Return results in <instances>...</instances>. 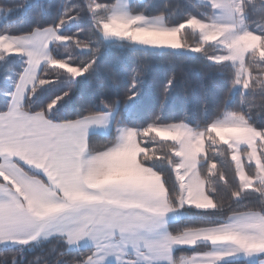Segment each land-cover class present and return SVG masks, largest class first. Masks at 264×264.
I'll use <instances>...</instances> for the list:
<instances>
[{"label": "trees", "instance_id": "1", "mask_svg": "<svg viewBox=\"0 0 264 264\" xmlns=\"http://www.w3.org/2000/svg\"><path fill=\"white\" fill-rule=\"evenodd\" d=\"M240 1L247 30L262 37L264 48V0ZM115 2L0 0V36H23L51 27L59 36L67 38L51 44L49 61L41 66L34 86L25 97L23 110L43 113L53 122L115 112L108 135H89L88 152L98 153L113 146L116 126L136 131L142 148L139 163L158 174L169 206L181 209L184 214L168 224L171 236L190 229L222 225L235 213L253 211L264 218L262 184L255 182L252 189L241 187L232 150L209 130L217 118L228 112L242 117L251 128L264 131V57L257 51L246 55L244 67L250 78L245 90L240 88L232 94L239 80L236 67L230 61H212L211 57L224 50L204 44L199 33L190 28L181 30L180 39L185 45L200 48L192 54L142 48L125 40L105 42L101 24L108 20ZM128 11L148 18L162 17L167 27L192 17L209 21L213 14L209 4L197 0H135L129 3ZM26 65L24 54L0 49V113L8 110ZM85 68L88 71L79 75ZM60 97L63 99L58 100ZM54 101L55 106L49 110ZM180 123L204 131L205 145L198 157L197 173L214 204L212 209L179 207L180 188L174 171L179 158L173 153L176 144L159 140L152 132L146 133L152 126ZM257 149L264 168V139L257 141ZM244 165L248 175L255 177V166L246 162ZM22 168L30 175L39 176ZM0 182H3L1 177ZM207 248V245H197L175 249L173 263ZM93 252V248H69L64 237L56 236L0 245V264H84ZM220 264L249 263L239 259Z\"/></svg>", "mask_w": 264, "mask_h": 264}, {"label": "crops", "instance_id": "2", "mask_svg": "<svg viewBox=\"0 0 264 264\" xmlns=\"http://www.w3.org/2000/svg\"><path fill=\"white\" fill-rule=\"evenodd\" d=\"M31 34L11 37L18 41L17 47L27 57V65L13 92L8 110L0 113V118L8 114L26 127L33 123L40 124L46 118L43 113H39L42 114L40 116L37 115L38 113H28L23 110L22 106L28 91L37 80L41 66L49 60L50 46L56 40L45 39L37 45L29 42L35 39ZM17 88L22 89L19 94H15ZM98 115L106 116L107 119L101 123L89 124L86 135L80 140L74 160L66 162L70 169L69 173H62L53 166L51 153H34L11 143L0 142V177L3 179V182H0V193L6 190L26 203L24 186L18 183L15 173H20L42 185L47 189L50 198L39 205L38 215L53 226L38 232L0 237V245L61 236L65 238L69 248L68 242L71 238L74 240L71 248H93L94 255L96 250L89 238L80 235L77 239L79 229L61 231L56 227L64 222L68 214L65 206V202H67L86 209H112L125 213H137L157 220V237L162 238L157 246L158 251L150 253L141 242L139 244V251L142 254L140 264H143L144 261H147L148 264H175L173 263L175 249L193 248L197 245H207L208 248L189 257H183L177 264H220L239 259L247 260L251 264H258L256 256L248 257L239 251L242 248L264 249V238H261V232L264 231V218L258 212L231 214L222 225L190 229L177 236H171L167 228L168 224L179 220L184 214L180 209L174 210L169 206L164 185L158 174L139 163L138 156L142 152V148L136 131L123 125L116 126V142L113 146L98 153L88 152L89 135H108L113 128L115 112ZM83 118L77 120L82 121ZM75 121H49V123L67 124ZM0 122H3L2 119ZM32 138L27 132L19 137L21 142ZM112 154L118 155L119 160L133 159L132 161L137 164H135L137 175L134 177L135 179L130 178L131 176H113L111 179H106L101 175V169L115 173L118 167H123L121 164H110L101 168L100 161ZM22 166L39 176L28 174ZM12 169H15V172ZM83 231H87V228ZM119 235L117 230L114 236L118 239ZM5 241L9 242L5 243ZM129 256L132 257L131 260L127 259ZM123 260L130 261L131 264H138L136 250L131 244L125 249ZM107 264H115V258L110 257Z\"/></svg>", "mask_w": 264, "mask_h": 264}, {"label": "rangeland", "instance_id": "3", "mask_svg": "<svg viewBox=\"0 0 264 264\" xmlns=\"http://www.w3.org/2000/svg\"><path fill=\"white\" fill-rule=\"evenodd\" d=\"M132 1L135 0H116L112 6L108 20L101 24V37L105 42L125 40L142 48L168 49L192 54L199 52L200 48L185 45L180 39L181 30L190 28L199 33L204 44H213L224 50V52L216 53L211 57L212 61H230L236 67L239 80L231 93L233 94L240 88L245 90L250 78L249 71L244 67L245 57L253 51L259 52L260 57H264V48L262 47V37L247 30L246 15L242 10L240 0H197L211 6L213 10L211 19L204 21L192 17L173 27H167L162 17L148 18L130 14L128 5ZM218 3L226 4L227 11L217 8ZM13 41L15 40L9 36H0V49L7 53L21 55L22 51L17 47L18 41H15L16 43ZM63 67L72 69L68 65H63ZM79 73L77 72V74ZM209 130L232 150V160L235 163L241 187L252 189L255 182H260L264 188V168L257 149V141L264 139V131L251 128L242 117L228 112L217 118L210 125ZM150 132L159 140H169L176 144L173 153L180 160L175 168L180 188L179 207L212 209L214 204L206 194L204 182L197 173L198 157L204 151V131L194 130L190 126L180 123L152 126L146 133L150 134ZM244 148L246 150L242 151ZM117 156L112 154L103 158L99 163L101 168L110 164H121L123 167H118L115 173L101 169V175L106 179H111L113 176H131L130 178L137 176L136 163L132 161L133 159L119 160ZM245 162L255 166V177L248 175Z\"/></svg>", "mask_w": 264, "mask_h": 264}, {"label": "snow or ice", "instance_id": "4", "mask_svg": "<svg viewBox=\"0 0 264 264\" xmlns=\"http://www.w3.org/2000/svg\"><path fill=\"white\" fill-rule=\"evenodd\" d=\"M216 7L224 11H227L228 8L224 3H218ZM31 35L35 39L29 42L37 45L49 38L67 39L59 36L57 31L51 27L43 29V31L34 30ZM87 71L88 68H85L79 75H84ZM21 91L22 89L17 88L15 94H19ZM59 99H63V97ZM55 103L56 101L48 106L49 110L55 106ZM37 115L42 114L38 113ZM0 119L3 121L0 122V142L11 143L34 153H51L53 166L62 173H69L70 169L66 162L74 160L80 140L86 135L89 124L101 123L107 117L91 114L85 116L82 121L76 120L74 123L67 124L49 123L51 120L46 117L40 124L33 123L27 127L8 114ZM26 132L33 138L21 142L19 137ZM12 171L15 172V169ZM15 175L18 183L24 186L26 203L6 190L0 193V237L38 232L53 227L38 215L39 205L50 198L47 189L20 173H15ZM65 206L68 214L64 222L56 227L61 231L79 229L77 239L83 235L93 242L96 252L87 258L85 264H107L110 257L115 258V264H131L130 261L123 260L125 249L129 244L136 250L138 264L142 257L139 251L141 242L150 253L158 251L157 246L162 238L157 237L158 221L154 218L112 209H86L67 202H65ZM85 228L87 231H83ZM117 230L120 233L118 239L114 236ZM261 238H264V231L261 232ZM68 243L71 248L74 240L70 238ZM239 251L248 257L256 256L258 264H264V249L242 248ZM143 264H148V262L144 261Z\"/></svg>", "mask_w": 264, "mask_h": 264}]
</instances>
